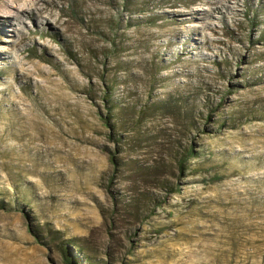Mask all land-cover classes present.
Segmentation results:
<instances>
[{"label": "rangeland", "instance_id": "1", "mask_svg": "<svg viewBox=\"0 0 264 264\" xmlns=\"http://www.w3.org/2000/svg\"><path fill=\"white\" fill-rule=\"evenodd\" d=\"M37 1L0 24V264H264V0Z\"/></svg>", "mask_w": 264, "mask_h": 264}, {"label": "bare ground", "instance_id": "2", "mask_svg": "<svg viewBox=\"0 0 264 264\" xmlns=\"http://www.w3.org/2000/svg\"><path fill=\"white\" fill-rule=\"evenodd\" d=\"M26 4H22V5H26ZM31 5H32V9L35 8L37 10L36 11L37 13H34V11H32L30 8H26V9L23 8L21 6L20 0H0V24L8 27L9 26V19L13 16L21 17L24 15H30L31 16L34 14H37L38 16H42L44 11L47 9L46 7H41V8L37 7L38 5H40V1L34 2Z\"/></svg>", "mask_w": 264, "mask_h": 264}, {"label": "trees", "instance_id": "3", "mask_svg": "<svg viewBox=\"0 0 264 264\" xmlns=\"http://www.w3.org/2000/svg\"><path fill=\"white\" fill-rule=\"evenodd\" d=\"M187 152L189 153V155H186V156H188L189 158H190V157H194V156L197 154L196 151H194V150H192V151H191V150H190V151L188 150ZM188 157H187V158H188ZM183 161H184V163H185V162H188V159H185V160H183ZM180 164L183 165L182 162H181ZM183 168H184V167H183ZM66 260L68 261V264H78V263H76L75 260H73L71 257H66Z\"/></svg>", "mask_w": 264, "mask_h": 264}]
</instances>
